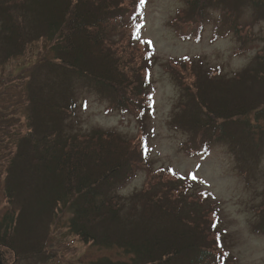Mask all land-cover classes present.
Listing matches in <instances>:
<instances>
[{"label": "trees", "instance_id": "16d2710c", "mask_svg": "<svg viewBox=\"0 0 264 264\" xmlns=\"http://www.w3.org/2000/svg\"><path fill=\"white\" fill-rule=\"evenodd\" d=\"M180 1L185 9L173 26L185 38L200 35L210 9L220 14L213 39L232 34L239 42L247 41L248 31L242 29L240 19L248 4L257 18H264V0ZM140 10L141 0H0V66L22 54L28 44L43 39L48 57L41 66L71 72L107 94L112 101L110 111H135L142 119L150 98L137 78L144 71L146 81L148 74L122 50L128 33L132 40L136 38ZM189 66L184 65L185 69ZM209 76L207 81L212 79ZM192 79V85L183 87L192 106L189 122L182 126L192 135L188 144L228 137L226 121L232 113L246 118L264 107V48L252 66L234 77L238 85L253 81L250 92L223 87L220 97H213L214 91L206 96L199 77L192 74ZM207 83L204 88L213 90L214 85ZM65 111L40 100L33 103L29 132L18 146V166L12 162L8 172L6 196L11 204L17 203V209L0 221L2 264L11 259L12 264L42 259L48 230L59 219L57 210L62 216L68 214L67 227L82 242L117 252V257L104 256L94 264L223 263L225 254L214 242L218 234L212 215L207 216L192 200L186 188L189 180L157 170L148 173L140 191L121 198L113 190L137 173L140 154L136 159L133 144L115 133L66 135ZM21 164L29 175L25 171L16 176L15 167Z\"/></svg>", "mask_w": 264, "mask_h": 264}, {"label": "rangeland", "instance_id": "374dc122", "mask_svg": "<svg viewBox=\"0 0 264 264\" xmlns=\"http://www.w3.org/2000/svg\"><path fill=\"white\" fill-rule=\"evenodd\" d=\"M141 4L136 38L132 40L128 33L122 50L148 74L146 81L144 71L137 78L150 98L142 119L135 111H110L111 98L71 72L41 66L48 57L43 39L28 44L22 54L0 66V221L17 209V203L11 204L6 196L8 172L12 162L18 166L19 142L29 132L33 103L40 100L66 110V135L102 131L133 144L135 158L140 154L142 164L129 181L114 188L116 195L128 198L141 190L148 173L170 171L189 180L186 188L192 200L207 216L212 215V227L218 234L214 242L225 254L222 264H264V107L245 119L231 112L232 118L226 121L231 135L207 144H188L192 135L182 127L192 111L191 97L188 92L185 96L183 88L192 85V74L203 83L206 96L214 91L213 97H220L223 87L235 92L253 90V81L238 85L234 77L252 66L264 48V18H257L248 4L240 19L242 29L248 31L247 41L239 42L232 34L213 39V23L220 14L210 9L200 35L185 38L173 26L177 14L185 9L180 0H144ZM184 65L192 67L185 69ZM209 74L221 79L209 76L212 79L207 81ZM207 82L214 85L213 90L204 88ZM23 167H15L19 170L16 176L28 174ZM57 217L48 230L44 257L22 264H94L104 256L117 257L116 251L91 246L71 234L67 213L62 216L57 210Z\"/></svg>", "mask_w": 264, "mask_h": 264}, {"label": "snow or ice", "instance_id": "6c2138e0", "mask_svg": "<svg viewBox=\"0 0 264 264\" xmlns=\"http://www.w3.org/2000/svg\"><path fill=\"white\" fill-rule=\"evenodd\" d=\"M144 2V0H141V3H143Z\"/></svg>", "mask_w": 264, "mask_h": 264}, {"label": "water", "instance_id": "95a60500", "mask_svg": "<svg viewBox=\"0 0 264 264\" xmlns=\"http://www.w3.org/2000/svg\"><path fill=\"white\" fill-rule=\"evenodd\" d=\"M0 264H2V263L0 262Z\"/></svg>", "mask_w": 264, "mask_h": 264}]
</instances>
